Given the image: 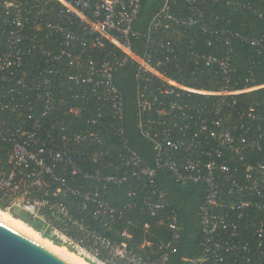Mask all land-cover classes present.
<instances>
[{
  "label": "built area",
  "instance_id": "obj_1",
  "mask_svg": "<svg viewBox=\"0 0 264 264\" xmlns=\"http://www.w3.org/2000/svg\"><path fill=\"white\" fill-rule=\"evenodd\" d=\"M212 5L264 21V8L238 0H164L140 33L133 29L140 0L0 2V113L13 120L0 118V210L25 213L40 236L89 264H170L182 232L157 180L166 172L161 180L168 173L205 191L199 252L179 264H264V110L239 99L264 83H254V58L243 78L234 61L238 42L264 57V23L254 36L215 28ZM108 46L107 58L92 56ZM127 64L136 128L153 145L152 165L124 137L113 75ZM124 184L129 201L112 206L107 189ZM66 196L101 219L134 209L161 216L155 225L166 236L143 222L135 252L129 230L110 239L75 216Z\"/></svg>",
  "mask_w": 264,
  "mask_h": 264
},
{
  "label": "trees",
  "instance_id": "obj_2",
  "mask_svg": "<svg viewBox=\"0 0 264 264\" xmlns=\"http://www.w3.org/2000/svg\"><path fill=\"white\" fill-rule=\"evenodd\" d=\"M5 1L13 0H0V2ZM163 1L164 0H140L141 9L137 21L133 25V29L140 33L145 32L150 20L161 8ZM238 1L249 3L250 5H253V7L259 6L260 8H264L261 7L260 0ZM207 12L211 17V21L208 23H212L215 28H228L242 35L250 36L258 35L263 28L264 21L259 20L256 15L247 11L233 9L232 11L230 9L218 10L217 7L212 5L209 6ZM215 16H218L217 20H213ZM3 39L4 37L1 33L0 27V46L3 43ZM134 43L141 44L142 39L140 38V40L135 41ZM110 49L111 47L106 50L107 52L105 50H100L99 53L95 51L92 56L95 59L107 58L108 51H111ZM251 58H254L258 62L254 68V83H264V57L262 55H257L251 47H248L241 42L236 43V57L234 61L237 72L235 76L243 78L246 75L245 73L250 65L249 62L251 61ZM113 82L122 93L124 99L125 119L123 128L127 145L130 149L135 151L146 164L152 165L154 157L153 145L150 141L144 139L136 128V83L133 79L132 67L127 64L118 68L113 75ZM203 86L205 88L209 87L208 85ZM239 99L243 102L244 107L252 106L257 112L264 110V89L240 96ZM239 106L240 105H238V107ZM0 118L6 124L13 122L12 119L8 118L7 113H0ZM76 122L79 123L80 120L77 119L74 123ZM104 127V131H106L104 133H107L111 139L116 140V138L112 136V132L107 130L106 126ZM104 133L102 134L105 135ZM87 166L88 165H83L84 168ZM165 173L166 172H162L161 176ZM161 176H159L157 180L165 188L170 208L174 209L178 215V225L181 230L180 232L184 231L185 235L184 243L180 247L181 257L196 256L199 252L198 242L200 237L197 208L204 198L205 191L201 186L195 184L180 185L176 183L173 178L169 177L168 173L165 180H161ZM129 187V184H124L122 186L111 185L105 193V199L108 200L112 206L118 207L122 202L129 201L130 197L127 195ZM62 200L75 216L83 218L93 228L102 232L110 239H117L122 229L126 228L129 230L133 236L129 242V246L132 247L135 252H140L137 248V244L141 240V225L143 222H151L153 224L152 228L154 232L158 235L161 232L160 235L163 237L166 236L165 227L163 225H155V223L160 220L161 216L156 218L148 217L140 210L134 209L129 211L122 218L101 219L100 217H94L92 211L89 209L82 210L79 200L75 197L66 196ZM21 220L35 231L39 229L38 225L26 216ZM127 221L131 222V225H128ZM178 244L179 242L174 244L176 253L171 256L170 264H174L175 257L178 253ZM261 261L264 262L263 257L261 258Z\"/></svg>",
  "mask_w": 264,
  "mask_h": 264
},
{
  "label": "water",
  "instance_id": "obj_3",
  "mask_svg": "<svg viewBox=\"0 0 264 264\" xmlns=\"http://www.w3.org/2000/svg\"><path fill=\"white\" fill-rule=\"evenodd\" d=\"M182 231L174 264H179L180 247L184 243ZM0 264H68L48 250L0 224Z\"/></svg>",
  "mask_w": 264,
  "mask_h": 264
},
{
  "label": "bare ground",
  "instance_id": "obj_4",
  "mask_svg": "<svg viewBox=\"0 0 264 264\" xmlns=\"http://www.w3.org/2000/svg\"><path fill=\"white\" fill-rule=\"evenodd\" d=\"M0 224L12 229L18 234L31 240L42 248L48 250L49 252L64 260L68 264H89L72 251L66 249L64 246L56 245L50 242L49 240L43 238L39 235V233H37L34 229L28 226L21 219L12 216L6 211L0 210Z\"/></svg>",
  "mask_w": 264,
  "mask_h": 264
},
{
  "label": "rangeland",
  "instance_id": "obj_5",
  "mask_svg": "<svg viewBox=\"0 0 264 264\" xmlns=\"http://www.w3.org/2000/svg\"><path fill=\"white\" fill-rule=\"evenodd\" d=\"M12 214L20 219H23L26 216L25 213L18 210L12 211Z\"/></svg>",
  "mask_w": 264,
  "mask_h": 264
}]
</instances>
